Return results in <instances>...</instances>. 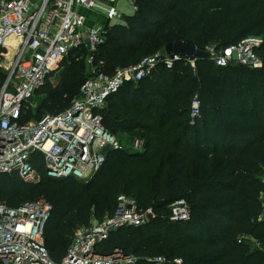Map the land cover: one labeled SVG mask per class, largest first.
I'll use <instances>...</instances> for the list:
<instances>
[{"label": "trees", "instance_id": "1", "mask_svg": "<svg viewBox=\"0 0 264 264\" xmlns=\"http://www.w3.org/2000/svg\"><path fill=\"white\" fill-rule=\"evenodd\" d=\"M134 2V14L107 25V42L95 55L107 74L164 50L179 36L201 49L207 42L219 48L250 35L264 37V0ZM87 53L84 47L64 58L59 83L47 81L40 88L45 94L40 111L25 109L22 122L70 106L89 77ZM260 56L264 62V49ZM196 65L183 58L171 68L161 62L107 98L100 110L105 128L117 137L140 135L143 150L107 149L104 166L88 180L49 178L41 163L38 183L0 173V203L16 207L45 198L52 204L45 245L53 260L66 255L78 227L113 216L119 196L126 195L154 217L114 230L98 243V253L119 248L138 258L134 264H177V259L180 264H264V221L257 205L264 183L254 175L264 171V64L220 67L200 59ZM195 95L201 116L191 124ZM180 199L188 202L190 218L171 221V205ZM241 235L256 238L260 247ZM159 256L166 261H149Z\"/></svg>", "mask_w": 264, "mask_h": 264}, {"label": "built area", "instance_id": "2", "mask_svg": "<svg viewBox=\"0 0 264 264\" xmlns=\"http://www.w3.org/2000/svg\"><path fill=\"white\" fill-rule=\"evenodd\" d=\"M100 5L106 6L108 18L122 17L118 0H0V69L5 73L0 78L1 174L16 175L26 181L40 180L43 172L52 179L92 178L104 166L107 149L124 148L103 124L100 110L107 98L126 82L141 81L161 62L171 68L180 59H170L166 54L148 56L132 66L117 68L113 74L104 72L95 55L105 42L106 26L88 24V16L101 10ZM84 47L88 51L89 77L74 102L57 114L47 113L39 120L22 122L29 100L51 81L71 51ZM262 49L264 37L260 35L244 37L225 47L206 48L212 52L211 59L217 66L236 64L250 68L263 67ZM189 62L196 67L195 61ZM200 116L201 100L195 95L191 124ZM131 148L143 150V139L136 138ZM52 210L45 198L16 207L0 203L2 264H134L138 258L122 249L101 254L96 247L120 227L146 224L147 213H153L151 209L141 211L134 200L121 195L114 215L78 227L66 255L55 261L45 245V227ZM190 214L185 199L171 205V221L188 220ZM149 261L164 263L166 259L159 256ZM175 262L180 264L181 260Z\"/></svg>", "mask_w": 264, "mask_h": 264}, {"label": "rangeland", "instance_id": "3", "mask_svg": "<svg viewBox=\"0 0 264 264\" xmlns=\"http://www.w3.org/2000/svg\"><path fill=\"white\" fill-rule=\"evenodd\" d=\"M134 6H135L134 0H118V7L117 8H118L119 12L122 14V17L121 18L120 17H116V18L109 17L108 18V16H107V13L108 12H107V8H106L105 5H100L99 6V9H101V10L98 9L99 11H97V12H95L93 14L91 13L88 16L89 19H91V21L97 22V23H100L101 25H105L106 26V28H105L106 33H105V36H104L105 37L104 44L107 42V39H108L107 38V27H108L107 25L108 24L109 25H114L116 23H122L123 22V16H124L125 13H126V15H131L133 12L136 11V9L133 8ZM111 18H113V19H111ZM216 44H217V42H207L204 47L207 48V47H210V46H217ZM163 53L165 54V50L158 51L154 55H161L162 56ZM154 55H150V56H154ZM0 57H1V54H0ZM63 63H64V61L61 62V65H60V67L58 69L59 71L58 70L55 71L53 73V75H52L51 83L53 85H57L59 83V81H60V74L59 73L65 68V66L63 65ZM195 66H196V69H197L196 63H195ZM39 90L29 100L30 102L27 104L26 111H33V112H36V113L40 111L39 108H40V106L42 105V103L45 100V94L39 92ZM77 96H78V94H77ZM77 96L71 101V104L74 102V100L77 98ZM139 136L140 135H127L126 133H122V134H120V136H118V137L116 136V137L122 143V145H124V147L130 148L131 145L133 144L134 140L136 138H138ZM254 175H255V177L257 179L258 178L260 179V176H261V178L263 177L262 179H264V171L263 170L261 172H257L256 174L254 173ZM41 179L38 180V181H33V180H27L26 181L24 179L23 180L26 181V182H28V183H38V182L41 181ZM127 197L130 198L131 200H134L132 197H129V196H127ZM257 205L259 207V210L258 211H260L259 220L264 221V194L261 193L258 196ZM240 239L249 241L251 243L250 245L252 247L253 246L254 247L255 246L260 247L259 241L256 238H254V237H252L250 235H241L240 236Z\"/></svg>", "mask_w": 264, "mask_h": 264}, {"label": "water", "instance_id": "4", "mask_svg": "<svg viewBox=\"0 0 264 264\" xmlns=\"http://www.w3.org/2000/svg\"><path fill=\"white\" fill-rule=\"evenodd\" d=\"M217 48V47H216ZM165 54L170 59L183 58L188 61L209 60L212 58V52L201 49L195 42L187 39L185 36H179L175 40L168 42L165 47ZM148 219L154 217L153 213H147Z\"/></svg>", "mask_w": 264, "mask_h": 264}, {"label": "crops", "instance_id": "5", "mask_svg": "<svg viewBox=\"0 0 264 264\" xmlns=\"http://www.w3.org/2000/svg\"><path fill=\"white\" fill-rule=\"evenodd\" d=\"M133 8H135V6H134ZM134 13H135V12H133L132 14H134ZM125 14H126V13H125ZM125 14H124V15H125ZM132 14H131V15H132ZM88 24H89V25H92V24H94V22H93V21H89Z\"/></svg>", "mask_w": 264, "mask_h": 264}, {"label": "bare ground", "instance_id": "6", "mask_svg": "<svg viewBox=\"0 0 264 264\" xmlns=\"http://www.w3.org/2000/svg\"><path fill=\"white\" fill-rule=\"evenodd\" d=\"M12 41H13V43H15V41L11 39L10 42H12Z\"/></svg>", "mask_w": 264, "mask_h": 264}]
</instances>
